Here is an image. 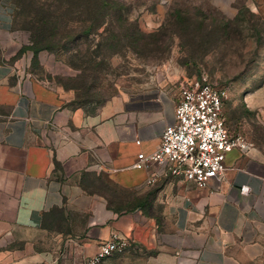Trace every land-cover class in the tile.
I'll use <instances>...</instances> for the list:
<instances>
[{
  "label": "crops",
  "instance_id": "obj_1",
  "mask_svg": "<svg viewBox=\"0 0 264 264\" xmlns=\"http://www.w3.org/2000/svg\"><path fill=\"white\" fill-rule=\"evenodd\" d=\"M12 27V4L0 0V32ZM183 83L167 72L156 88L115 97L88 116L4 62L0 44V264H83L136 224L147 241L152 227L141 210L120 217L95 209V196L76 181L86 172L126 189L158 188L166 229L161 242L148 241L156 251L105 264H264V160L254 150L231 152L224 174L203 187L171 178L149 186L150 171L133 167L174 123ZM257 97L264 101V83L248 99ZM172 231L175 240L165 241Z\"/></svg>",
  "mask_w": 264,
  "mask_h": 264
},
{
  "label": "rangeland",
  "instance_id": "obj_2",
  "mask_svg": "<svg viewBox=\"0 0 264 264\" xmlns=\"http://www.w3.org/2000/svg\"><path fill=\"white\" fill-rule=\"evenodd\" d=\"M9 1L13 27L0 32L2 60L55 89L71 110L94 115L115 97L156 88L167 72L184 83L205 76L227 91L224 116L231 136L242 137L249 145L245 152L254 150L264 160V101L248 99L264 83V0H120L106 35L82 20L79 3L60 8L59 0H23V6ZM44 12L49 23L43 25L36 14ZM121 13L127 22H117ZM6 112L0 108V117ZM76 181L95 196V209L120 217L141 210V222L152 227L146 241L145 232L134 233L136 224L123 234L125 251L109 258L156 251L148 241L161 242L166 227L152 189L122 188L94 172ZM168 234L165 241H174L175 232Z\"/></svg>",
  "mask_w": 264,
  "mask_h": 264
},
{
  "label": "built area",
  "instance_id": "obj_3",
  "mask_svg": "<svg viewBox=\"0 0 264 264\" xmlns=\"http://www.w3.org/2000/svg\"><path fill=\"white\" fill-rule=\"evenodd\" d=\"M227 96L225 87L205 76L181 85L174 123L164 128L160 146L154 152L139 153L133 164L150 171L147 185L154 186L159 178H171L206 186L211 178L224 174L231 152L249 149L242 137L231 136L226 125ZM249 191V186L241 187L242 193ZM126 243L124 236L114 233L83 264H105L113 254L124 252Z\"/></svg>",
  "mask_w": 264,
  "mask_h": 264
},
{
  "label": "trees",
  "instance_id": "obj_4",
  "mask_svg": "<svg viewBox=\"0 0 264 264\" xmlns=\"http://www.w3.org/2000/svg\"><path fill=\"white\" fill-rule=\"evenodd\" d=\"M69 3L68 5L72 6L73 3H79V6H81V15H83V21L89 22V23H95V27L98 29L104 28L105 35L107 32L110 31V28L113 30V19L111 18L112 15V9L115 7H118V4H120V0H59V7L63 8L65 6V3ZM18 4L20 6L25 5V1L18 0ZM120 9V8H119ZM61 17V16H60ZM62 18L63 15H62ZM49 16L48 13H37L36 14V20L40 23H43V25L46 23H49ZM112 19V20H111ZM126 19H124L122 13L119 14L117 17V22H124ZM127 22V21H126ZM139 34L145 36L144 33ZM136 33L133 36L128 37H134ZM158 188L152 189L150 194L154 197L156 196ZM144 202H140V206L144 205Z\"/></svg>",
  "mask_w": 264,
  "mask_h": 264
}]
</instances>
